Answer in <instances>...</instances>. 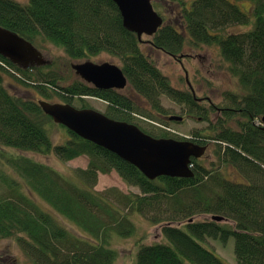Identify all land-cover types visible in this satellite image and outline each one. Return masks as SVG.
<instances>
[{
    "label": "trees",
    "instance_id": "16d2710c",
    "mask_svg": "<svg viewBox=\"0 0 264 264\" xmlns=\"http://www.w3.org/2000/svg\"><path fill=\"white\" fill-rule=\"evenodd\" d=\"M248 1L252 8L245 13L230 0H195L190 5L187 0H151L155 11L164 7L165 14L173 17L167 20L161 15L158 31L139 41L123 26L112 0H28L26 5L0 0V27L36 47L50 43L75 62L110 55L118 61L131 93L93 90L78 80L60 85L62 79L44 71L53 64L23 70L0 56V240L16 239L31 264H114L119 252L113 241L137 236L132 221L137 217L160 226L161 241L145 244L148 235L139 236L134 243L135 264H227L201 243L212 239L224 244L230 238L234 239V264H264V169L260 167L264 165V131L246 123V118L264 116V0ZM175 6L178 9L172 11ZM235 24L253 27L246 33L228 34L227 28ZM143 44L172 59L182 56L185 47L217 45L230 73L248 92L251 116L244 110L240 116L223 114L212 125L211 104L204 108L206 103L199 102L206 99L172 87L143 52ZM8 77L50 103L58 97L73 106L72 98H79L81 109L89 107L83 97L98 98L104 102V115L130 124L138 112L134 98L163 113L161 98L166 97L209 126L187 138L169 128L134 125L153 138L217 144L215 160L202 166L192 159V178L150 181L134 166L62 125L67 140L54 145L49 125L55 123L38 100L11 94ZM242 98L227 94L241 110ZM27 154L54 157L63 164L86 157L87 166L73 169L71 178H66ZM227 168L239 171L248 181L227 179ZM113 172L139 193L125 194L117 188L97 191L99 175ZM202 215L209 219L196 221Z\"/></svg>",
    "mask_w": 264,
    "mask_h": 264
},
{
    "label": "rangeland",
    "instance_id": "374dc122",
    "mask_svg": "<svg viewBox=\"0 0 264 264\" xmlns=\"http://www.w3.org/2000/svg\"><path fill=\"white\" fill-rule=\"evenodd\" d=\"M22 5H26L28 0H14ZM186 1V0H185ZM195 0H187V5H190L191 2ZM233 4L236 0H230ZM237 8L241 11H248L249 8H252V2L248 0H238L234 3ZM178 7H172V11H176ZM169 11V10H167ZM156 12L160 15L166 16L167 20H170L171 17L167 13L164 12V7H156ZM171 13V12H170ZM169 17V19H168ZM169 22V21H167ZM172 22L179 23L178 20H174ZM253 25L243 26L241 24H235L227 28L228 34H242L251 31ZM186 37V36H185ZM143 39H147V37H143ZM40 46L35 47L40 50L43 54L44 58L52 61L53 65L50 69H45L44 71H49V75L54 79H62L60 85L68 84L76 81V75L71 69V64L76 63L73 60H70L64 52L55 47L54 45L47 42L38 43ZM142 50L145 52L151 60L156 64L160 72L169 80L172 87L181 91L189 90L187 86V81L190 83V91L194 92L195 96H207L211 97L214 104L222 105L224 100H222V95L227 96V94L235 93L238 96H244V94L248 93L245 91L238 82V79L234 77L229 71V63H227L224 58H222L220 49L217 45H208L202 47H196L191 49L190 47H185L183 51V55H189L190 57L184 59L182 64L184 69L181 67L179 63H177L174 59H172L167 54L162 52L152 50L150 46L146 44L142 45ZM88 61H92L94 63H103L109 62L115 65H119L118 61L111 57L106 53H101L96 56L87 59ZM78 62H85L78 61ZM74 78V79H73ZM6 87L8 91L13 95H18L20 97L30 99V100H40L41 97L38 94H35L33 89L30 87H22L18 86L11 78L5 79ZM16 84V87H15ZM129 88L127 87L120 93H124L130 96ZM192 92V94H193ZM134 104H136L138 112L135 113V118L132 120L134 124H138L141 127H148L149 125L155 126L159 129H171L174 132H177L184 137H189L190 133H193L196 130H203L209 126V122H202L193 118V115H188L189 112L184 105L177 104L166 97L161 98V106L163 108V113H157L150 109L145 103H143L138 98H134ZM56 103H64L65 100L62 98L59 99L55 97L54 100ZM88 108L95 109L101 113H103L104 108L102 106V102L93 99H84ZM73 106L79 107V98H72L71 100ZM204 108L208 109L207 104H202ZM212 110V109H209ZM167 116H178L182 117L181 122H168L165 120ZM184 117V120H183ZM216 113L214 110L211 111L209 115V121H211L212 125H216ZM160 120H164L169 123V125L165 126ZM259 121H255V124H258ZM231 128H235V124L230 125ZM49 136L52 139V143L54 145H59L65 143L67 140V133L65 128L60 125H49ZM213 135V132H211ZM181 137V136H179ZM216 145L211 143L209 145V149L206 151V154L200 158L198 161L199 165L209 166L211 161H214L213 150H216ZM15 152V151H13ZM28 155V154H27ZM28 156L39 160L41 162L47 163L51 168L55 169L57 172L65 176L66 178H71V171L76 168H86L87 166V158L82 157L75 159L66 164L61 163L54 157L44 158L41 155H33L29 154ZM227 179L232 182L240 183L247 182L246 177L240 173L239 171L233 168H227L226 171ZM109 188H117L125 194L134 193L138 194L139 190L136 187L127 186L120 177L115 173H111L109 175H99L98 183L95 189L97 191H104ZM43 204V203H42ZM209 219L208 216L202 215L196 218V221H203ZM132 221L137 225V236H132L131 239H122L118 238L113 241L114 248L119 252V258L114 264H135V256L136 251L134 248V243L138 241L139 236L143 234H147L148 236L144 240L145 244L158 243L161 241L160 236V226H151L144 219L132 217ZM229 226H232L229 223ZM206 249L214 252L218 257L223 259L227 264H234L235 256H234V239L230 238L226 243H221L218 240H208L207 243H201ZM134 253V257H133ZM0 264H31L28 257L21 250L19 243L16 239H3L0 240Z\"/></svg>",
    "mask_w": 264,
    "mask_h": 264
},
{
    "label": "water",
    "instance_id": "95a60500",
    "mask_svg": "<svg viewBox=\"0 0 264 264\" xmlns=\"http://www.w3.org/2000/svg\"><path fill=\"white\" fill-rule=\"evenodd\" d=\"M116 5L123 26L141 41L152 37L163 23L151 0H112ZM0 56L25 70L42 67L48 63L43 54L29 41L16 33L0 27ZM71 69L81 80L97 90L122 91L127 79L119 66L109 63L85 61L72 63ZM193 92V90H192ZM194 92H193V94ZM43 113L57 125H62L78 137L116 155L140 171L148 180L159 177L192 178V159L198 160L207 151L189 141L171 138H153L136 125L113 120L92 108H75L70 104L38 100ZM168 122H181L182 117L169 116ZM212 221L222 222L221 217Z\"/></svg>",
    "mask_w": 264,
    "mask_h": 264
},
{
    "label": "flooded vegetation",
    "instance_id": "af4514ba",
    "mask_svg": "<svg viewBox=\"0 0 264 264\" xmlns=\"http://www.w3.org/2000/svg\"><path fill=\"white\" fill-rule=\"evenodd\" d=\"M190 56L187 54V55H183V56H179L177 59H175L174 58V60L177 62V63H179L180 65H181V67L184 69V66H183V64H182V61L184 60V59H187V58H189ZM76 63H82V62H76ZM52 64V61H49L48 60V63L45 65V66H47V65H51ZM185 70V69H184ZM74 72V71H73ZM75 74V73H74ZM76 75V74H75ZM76 80H78V81H81V82H83L82 80H81V78L79 77V76H77L76 75ZM74 79V78H73ZM85 83V82H84ZM187 83V86H188V88H189V91H190V87H191V85H190V83L187 81L186 82ZM86 85H88L89 86V88H91V89H95V90H97L96 88H94V87H92L91 85H89V84H87V83H85ZM98 91H104V90H98ZM109 91V90H108ZM191 92V91H190ZM191 94H192V92H191ZM222 95V100L223 99H225L224 100V103L222 104V105H225L226 107H221V105H217V104H214V102H213V100L211 99V97L209 98V97H207V96H201V97H199V98H203V99H206V100H204V101H200L199 103H206L207 105H209V104H211V108H212V110H214L215 111V113H216V117H220V116H222L223 114H226V115H229V114H233V115H236V116H240L241 115V113L243 112V110H244V112H246L247 113V117L249 118L251 115H250V110H249V108H248V106H249V101L247 102L246 100H247V97H248V94L246 93V94H244V96H243V98L242 99H244L242 102H243V109L241 110L240 109V107L238 106V101H235V102H233V101H230V100H228L227 99V96H225V95H223V94H221ZM242 97V96H241ZM84 99H95V100H97V101H99V102H102V103H104L102 100H100V99H96V98H90V97H83ZM54 103H56V102H54ZM242 111V112H241ZM257 112V111H256ZM256 112H254V113H256ZM166 118L167 117H165V120H166ZM183 120H184V117H183ZM255 120L256 121H259L258 122V124H255ZM255 120H252L251 118L250 119H247L246 118V123H248V124H251V125H253V126H256L257 128H259V129H262V131H264V116H261L259 119H255ZM200 146V145H199ZM209 149V146H207V150ZM206 154V153H205ZM200 159H198L197 161H199Z\"/></svg>",
    "mask_w": 264,
    "mask_h": 264
},
{
    "label": "bare ground",
    "instance_id": "6f19581e",
    "mask_svg": "<svg viewBox=\"0 0 264 264\" xmlns=\"http://www.w3.org/2000/svg\"><path fill=\"white\" fill-rule=\"evenodd\" d=\"M260 167L262 168V169H264V165H260ZM208 240H212V239H208ZM207 240V241H208ZM207 241L205 242V243H207ZM215 241V240H214Z\"/></svg>",
    "mask_w": 264,
    "mask_h": 264
}]
</instances>
